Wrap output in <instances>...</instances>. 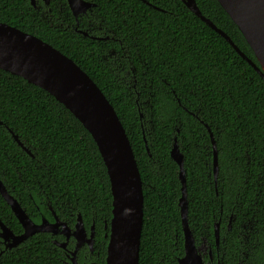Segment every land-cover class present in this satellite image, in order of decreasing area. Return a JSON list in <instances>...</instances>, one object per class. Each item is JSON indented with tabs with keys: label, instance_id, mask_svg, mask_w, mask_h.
Returning <instances> with one entry per match:
<instances>
[{
	"label": "trees",
	"instance_id": "16d2710c",
	"mask_svg": "<svg viewBox=\"0 0 264 264\" xmlns=\"http://www.w3.org/2000/svg\"><path fill=\"white\" fill-rule=\"evenodd\" d=\"M92 1L108 39L48 26L29 0H0V21L73 59L114 107L142 181L138 264H177L184 254L181 184L170 156L174 138L184 157L188 223L196 238L204 234L214 245L213 220L220 217L222 264H264V78L182 0ZM195 2L259 65L217 0ZM110 50L116 54L103 59ZM209 131L217 147V194ZM0 179L31 217L52 218L54 209L73 224L79 212L87 228L94 223L99 254H106V243L99 241L112 216V196L96 143L52 95L2 69ZM0 218L20 230L1 195ZM242 218L254 223L246 236L239 234ZM47 237L40 233L28 242L29 261L12 252L1 255L0 264H57L43 257L51 247Z\"/></svg>",
	"mask_w": 264,
	"mask_h": 264
},
{
	"label": "water",
	"instance_id": "95a60500",
	"mask_svg": "<svg viewBox=\"0 0 264 264\" xmlns=\"http://www.w3.org/2000/svg\"><path fill=\"white\" fill-rule=\"evenodd\" d=\"M46 2L48 0H45ZM144 2L148 3L146 0ZM242 33L252 49L259 65L248 58L230 37L218 28L199 10L195 0H182L186 7L205 23L217 30L264 78V0H217ZM73 12L84 10L93 5L84 0H67ZM149 4V3H148ZM0 69L18 75L52 95L65 106L90 133L103 159L110 182L112 196L109 231L107 237L105 264H138L139 248L143 223V190L140 172L126 134L114 107L95 81L73 59L63 54L41 38L15 26L0 21ZM212 172L216 182L218 175V156L215 139L211 131ZM24 150L30 153L23 143L13 134ZM170 156L178 165V178L181 194L178 199L179 212L184 240V254L178 257L177 264H204L200 248L196 246L193 233L188 224L187 190L184 157L176 138L170 148ZM0 194L10 205L19 222L25 227L23 236H13L0 221L2 232L7 238L15 240L34 230L51 231L60 221L49 223L46 219L33 225L21 208L17 199L8 193L0 179ZM62 224V223H61ZM68 235V228L62 224ZM32 228L31 230H29ZM107 228V224H105ZM218 224L215 234L218 237ZM87 237L86 229L78 212L72 235L77 239L71 264H76L75 252L83 242L92 249L94 224Z\"/></svg>",
	"mask_w": 264,
	"mask_h": 264
},
{
	"label": "flooded vegetation",
	"instance_id": "af4514ba",
	"mask_svg": "<svg viewBox=\"0 0 264 264\" xmlns=\"http://www.w3.org/2000/svg\"><path fill=\"white\" fill-rule=\"evenodd\" d=\"M84 1L90 2L93 5L85 8L84 10L73 12L70 9L67 0H48L47 2L45 0H29L30 8H32L36 13H39L41 17L43 18V20L47 22L48 26H59L65 30L67 29V30L73 31L77 34L82 35L83 37H87L92 40L100 41V40L108 39L109 36L105 34V30H103L102 26H97L98 22L96 18H97L98 13L96 9H94L96 5L95 2L92 0H84ZM103 33L105 34V36H103ZM115 54H116L115 50H110L109 53H107V55L102 54V58L106 59L107 56H114ZM214 187L216 190L215 192L217 194L218 193L217 179H216V182L214 181ZM8 193L13 195L9 191ZM180 194H181V187H180ZM17 201L19 202L18 199ZM5 202L7 203L6 200ZM19 204L21 208L24 210V212L26 213L27 217L30 219L31 223H33V225L41 224L43 219H46L47 222L49 223H53L55 222V217H57V219L60 221V224L56 226L55 233L51 231L34 230L28 235L24 237H20L19 240H15L14 239L15 236H23L25 232V227L23 226L21 222H19L18 218L12 211L10 205L7 203L10 211L12 212L16 221L20 225V230L14 231L10 226L5 224L4 221L0 218V221L5 225V227L8 228V230L11 231V233L14 236V237L9 236L5 238L0 235V256L5 255V254H11L13 252L12 254L17 259L22 258L25 261H29L32 254L30 250L27 249L28 242H30L32 237H34L35 235L40 234V233H45V234H48V237L45 240L51 243V247H50V250H47V252L44 254L43 257L47 261H53V262H56L57 264H71V260L73 257L72 252L75 250V246L77 243V239H75V237L72 235L77 215L75 217L73 224H70L69 223L70 220L68 221V219L60 217L55 212V210L51 208L52 218H48L44 216L43 214H41L40 217L37 219L36 217H31L29 213L25 210V208H23L20 202ZM187 206H188V198H187ZM188 210H189V206H188ZM233 217H234L233 214L229 216L228 222L226 224L227 230L231 229ZM213 221H214L213 222L214 245L211 243L210 240H208L205 237L204 234L199 235V237L196 238L195 234L191 230L194 236L195 244L197 247L200 248V252L203 257L204 264H222V254H223L222 248L224 247L223 242L225 241V236L221 234L220 232V229H221L220 228L221 227L220 217L218 219H214ZM61 223L64 224L68 228V235H65L63 233L62 230L64 229V227ZM216 223L218 224V229H217L218 237L217 238L215 234V224ZM253 224L254 223H253L252 218H248L247 220H243V218L240 219L239 234L246 236L252 230ZM91 225L87 228L84 224L87 237L90 236ZM31 229L32 228H30L29 230ZM108 231H109V226L104 231L102 239L99 242L106 243L107 245V237L105 236V233ZM0 232H2L1 225H0ZM104 239L106 241H104ZM96 242H97V232L95 231V228H94L92 249L90 248L87 242H83L80 245V247L77 249L74 255L76 264H102V263L105 264L106 254L104 256H101L99 254V249H98V246L96 245ZM239 264H243V262L241 261L239 262Z\"/></svg>",
	"mask_w": 264,
	"mask_h": 264
},
{
	"label": "bare ground",
	"instance_id": "6f19581e",
	"mask_svg": "<svg viewBox=\"0 0 264 264\" xmlns=\"http://www.w3.org/2000/svg\"><path fill=\"white\" fill-rule=\"evenodd\" d=\"M214 29V28H213ZM217 31V30H216ZM258 62V61H257Z\"/></svg>",
	"mask_w": 264,
	"mask_h": 264
}]
</instances>
